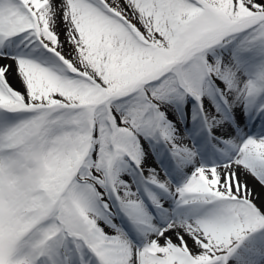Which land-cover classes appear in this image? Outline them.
<instances>
[{
	"label": "snow or ice",
	"instance_id": "1",
	"mask_svg": "<svg viewBox=\"0 0 264 264\" xmlns=\"http://www.w3.org/2000/svg\"><path fill=\"white\" fill-rule=\"evenodd\" d=\"M0 264H264V0H0Z\"/></svg>",
	"mask_w": 264,
	"mask_h": 264
}]
</instances>
